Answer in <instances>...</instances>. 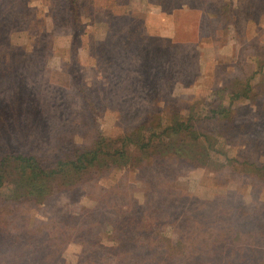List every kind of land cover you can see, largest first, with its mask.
I'll use <instances>...</instances> for the list:
<instances>
[{"label": "rangeland", "instance_id": "obj_1", "mask_svg": "<svg viewBox=\"0 0 264 264\" xmlns=\"http://www.w3.org/2000/svg\"><path fill=\"white\" fill-rule=\"evenodd\" d=\"M171 113L201 118L209 164L104 159L40 202L6 183L0 264H264V0H0V158Z\"/></svg>", "mask_w": 264, "mask_h": 264}, {"label": "trees", "instance_id": "obj_2", "mask_svg": "<svg viewBox=\"0 0 264 264\" xmlns=\"http://www.w3.org/2000/svg\"><path fill=\"white\" fill-rule=\"evenodd\" d=\"M78 15L79 13L76 14ZM221 90L222 88L217 89L215 95ZM240 94L241 92H235L234 96ZM222 99V96L218 97L208 108L209 118L231 117V109L223 106ZM198 119L201 118H184L178 113H171L169 124L151 127L145 121L119 137L100 136L91 146H81L75 142L71 145V141L63 139L59 143L63 150L61 155L51 159H42L32 154H4L0 158V192L6 183H10L12 198L44 201L61 190L74 189L82 176L88 173V169L99 165L104 159V166L129 163L141 166L146 160L156 156H171L195 164H209L213 141L197 128ZM2 222L4 225L5 221Z\"/></svg>", "mask_w": 264, "mask_h": 264}]
</instances>
